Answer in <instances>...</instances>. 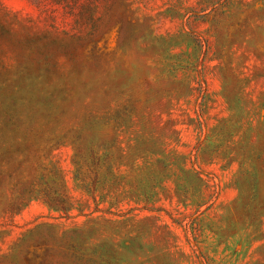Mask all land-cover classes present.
<instances>
[{
    "label": "rangeland",
    "instance_id": "374dc122",
    "mask_svg": "<svg viewBox=\"0 0 264 264\" xmlns=\"http://www.w3.org/2000/svg\"><path fill=\"white\" fill-rule=\"evenodd\" d=\"M96 1L0 0V264L36 218L114 264H264V0ZM47 154L73 218L3 213Z\"/></svg>",
    "mask_w": 264,
    "mask_h": 264
},
{
    "label": "trees",
    "instance_id": "16d2710c",
    "mask_svg": "<svg viewBox=\"0 0 264 264\" xmlns=\"http://www.w3.org/2000/svg\"><path fill=\"white\" fill-rule=\"evenodd\" d=\"M223 1L213 0V3L219 5ZM43 157H40L37 172L22 182L6 203L3 213L9 217L16 214L29 198H36L57 212L59 219L73 218V205L66 193L58 161L51 156L43 162ZM74 157L80 158L77 154ZM1 257L8 264H114L115 251L108 243L88 247L86 233L78 225L36 218L25 225Z\"/></svg>",
    "mask_w": 264,
    "mask_h": 264
}]
</instances>
